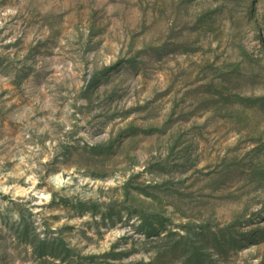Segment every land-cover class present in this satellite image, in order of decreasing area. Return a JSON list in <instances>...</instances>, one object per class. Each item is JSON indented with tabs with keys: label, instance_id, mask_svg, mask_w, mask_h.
Returning <instances> with one entry per match:
<instances>
[{
	"label": "rangeland",
	"instance_id": "obj_1",
	"mask_svg": "<svg viewBox=\"0 0 264 264\" xmlns=\"http://www.w3.org/2000/svg\"><path fill=\"white\" fill-rule=\"evenodd\" d=\"M0 264H264V0H0Z\"/></svg>",
	"mask_w": 264,
	"mask_h": 264
},
{
	"label": "bare ground",
	"instance_id": "obj_2",
	"mask_svg": "<svg viewBox=\"0 0 264 264\" xmlns=\"http://www.w3.org/2000/svg\"><path fill=\"white\" fill-rule=\"evenodd\" d=\"M3 192H8V189L7 188H2L1 189Z\"/></svg>",
	"mask_w": 264,
	"mask_h": 264
}]
</instances>
